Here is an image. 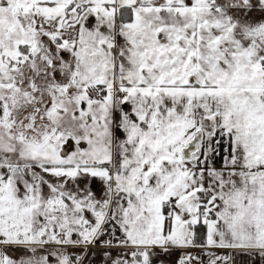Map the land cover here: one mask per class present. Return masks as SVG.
<instances>
[{"label":"snow or ice","instance_id":"6c2138e0","mask_svg":"<svg viewBox=\"0 0 264 264\" xmlns=\"http://www.w3.org/2000/svg\"><path fill=\"white\" fill-rule=\"evenodd\" d=\"M0 264H264V0H0Z\"/></svg>","mask_w":264,"mask_h":264}]
</instances>
